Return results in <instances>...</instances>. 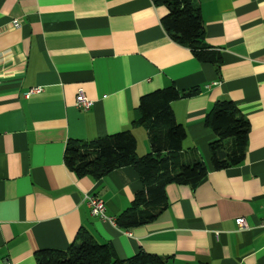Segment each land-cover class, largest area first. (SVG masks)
Instances as JSON below:
<instances>
[{"label":"crops","instance_id":"obj_1","mask_svg":"<svg viewBox=\"0 0 264 264\" xmlns=\"http://www.w3.org/2000/svg\"><path fill=\"white\" fill-rule=\"evenodd\" d=\"M194 2L217 65L168 36V10L153 0H0V264H36L37 251L68 250L82 232L122 261L144 251L166 264H264V0ZM170 85L199 89L171 107L185 161L202 160L207 175L167 184L154 220L119 227L143 188L138 172L76 176L66 147L130 130L137 154L151 152L139 101ZM80 90L89 109L75 105ZM221 100L239 107L249 131L244 160L216 169L206 117ZM89 195L104 201L105 219L91 215Z\"/></svg>","mask_w":264,"mask_h":264},{"label":"trees","instance_id":"obj_2","mask_svg":"<svg viewBox=\"0 0 264 264\" xmlns=\"http://www.w3.org/2000/svg\"><path fill=\"white\" fill-rule=\"evenodd\" d=\"M153 1L166 6L168 12L161 23L174 42L188 47L201 62L220 63L221 55L204 43V22L194 0ZM198 91V88L178 91L170 85L140 98L136 122L147 130L149 153L137 154L136 138L130 130L67 145L64 161L76 176L101 178L123 166H132L138 172L143 188L135 194L129 211L116 217L119 227L132 228L154 220L167 203V184L197 186L206 177L207 167L202 160L185 161L182 143L186 131L176 121L171 107L173 101ZM206 124L218 137L210 145L214 167L224 169L240 164L245 158L249 123L239 107L229 100L216 102L207 114ZM35 258L36 264H166L165 258L144 251L122 261L110 243L94 242L84 232L79 233L78 242L68 250H39Z\"/></svg>","mask_w":264,"mask_h":264},{"label":"built area","instance_id":"obj_3","mask_svg":"<svg viewBox=\"0 0 264 264\" xmlns=\"http://www.w3.org/2000/svg\"><path fill=\"white\" fill-rule=\"evenodd\" d=\"M12 26L15 28L20 27V22L17 20H14L12 23ZM40 90V87H34L31 88L26 95H29L30 93L37 92ZM75 105L78 109H89L93 105V101L89 100L85 94L80 90L76 96V102ZM87 199V206L90 209V213L93 216H96L100 219H105L106 214V206L102 199H100L97 196L89 195L86 197ZM236 223L239 227L245 226L246 221L244 218H238L236 219Z\"/></svg>","mask_w":264,"mask_h":264}]
</instances>
